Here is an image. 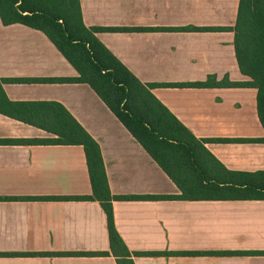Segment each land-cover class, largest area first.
<instances>
[{"label":"crops","instance_id":"0c3cea01","mask_svg":"<svg viewBox=\"0 0 264 264\" xmlns=\"http://www.w3.org/2000/svg\"><path fill=\"white\" fill-rule=\"evenodd\" d=\"M83 23L198 139H264L252 87L165 84L249 82L239 69L240 0H79ZM194 28H222L194 30ZM130 29V30H109ZM78 72L46 34L0 18V78L66 79ZM12 102L62 105L100 145L114 196H179L181 191L98 94L84 83L4 84ZM47 131L0 114V264H117L84 147L18 144ZM234 173H264V142L206 143ZM261 178L260 176H257ZM116 228L135 264H264V199L116 200ZM97 254V255H93Z\"/></svg>","mask_w":264,"mask_h":264},{"label":"trees","instance_id":"16d2710c","mask_svg":"<svg viewBox=\"0 0 264 264\" xmlns=\"http://www.w3.org/2000/svg\"><path fill=\"white\" fill-rule=\"evenodd\" d=\"M0 18L5 25L20 23L44 32L78 72V77L66 79L0 78V114L41 128L55 136L1 142L84 147L92 195L50 199L100 203L107 218L111 252L98 253L99 255L112 254L117 264H135L134 256L165 254L133 253L128 249L115 224L113 203L116 200L264 199V173L228 171L206 148V143L210 141L264 142V139L196 138L153 95L152 90L159 84H143L99 41L96 34L102 29L84 25L79 0H0ZM232 30L235 33L234 45L239 69L251 81L231 82L228 77L218 81L215 77H209L204 82L163 86L255 88L258 116L264 127V0H240L237 21ZM9 81L88 84L175 183L181 195L114 196L97 141L58 103L10 101L3 87Z\"/></svg>","mask_w":264,"mask_h":264}]
</instances>
